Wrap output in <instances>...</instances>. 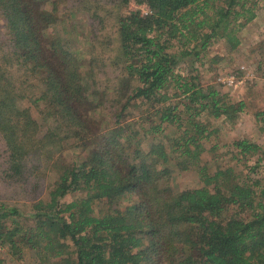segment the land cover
Instances as JSON below:
<instances>
[{"label":"trees","instance_id":"obj_1","mask_svg":"<svg viewBox=\"0 0 264 264\" xmlns=\"http://www.w3.org/2000/svg\"><path fill=\"white\" fill-rule=\"evenodd\" d=\"M36 1L0 0L7 32L0 45L3 173L25 180L43 165L49 168L65 139L88 153L58 169L44 189L46 199L37 196L31 212L0 203V249L11 256L32 249L39 264H264V188L256 189L259 180L234 166L210 171L201 158L204 140L215 132L202 114L235 123L245 102L203 85L195 68L215 41L230 51L239 46L257 0H134L149 12L118 16L122 70L109 108L115 125L100 134L78 109L88 94L81 63L56 40L45 48L41 32L54 19L36 10ZM101 92L91 101L94 107L106 103ZM25 99L42 104L41 119L52 120L44 123L42 136ZM137 104L144 106L140 119L129 120L127 111ZM167 127L175 130L164 135L168 144ZM229 147L244 166L260 151L247 139ZM263 159L261 151L254 166ZM190 169L202 185L175 189L174 172ZM73 192L80 195L62 201ZM0 264H5L1 252Z\"/></svg>","mask_w":264,"mask_h":264},{"label":"rangeland","instance_id":"obj_2","mask_svg":"<svg viewBox=\"0 0 264 264\" xmlns=\"http://www.w3.org/2000/svg\"><path fill=\"white\" fill-rule=\"evenodd\" d=\"M35 4L36 10L44 12L48 18L52 15L54 19V22H51L43 33L41 32L45 38L43 39L45 48L56 40L81 63L80 70L85 77L88 94L87 100L79 103L80 114L89 121L87 122L97 134L110 130L115 125V118L109 108H113L114 95L118 88L117 76L122 70L119 67L117 53L116 21L119 15L130 11L139 10L144 14L148 6L134 0L125 5H120L119 0H37ZM33 14L39 18L37 11L34 10ZM255 14V18L240 31V44L235 50H228L222 40H217L210 46L202 64L196 63L195 68L203 85L212 84L220 92L227 94L231 100L245 102V109L235 123L228 122L224 117L206 118V115L202 114L201 119L208 124L209 130H215L203 142L205 150L201 155L202 160L207 162L210 171L217 165L234 166L244 176L258 179L259 185L256 189L259 190L264 188V159L258 166L254 165L261 151L264 152V0H257ZM6 33L4 20L0 15V45L6 42ZM46 56L50 63L57 64L56 58L49 50ZM115 61L118 62V66ZM178 70L185 73L187 68L180 64ZM228 74L235 76V85L229 86L221 82L220 79ZM101 91L106 95L104 100L106 103L103 107H94L91 101L100 97ZM22 101L40 123L42 136L46 125L48 123L52 125V120H47L46 125L44 124L40 117L42 104L35 105L26 99ZM143 108L144 106L140 107L138 104L135 108H129L127 111L129 120L140 119L138 113ZM174 132V128L167 127L163 132V141L168 144L164 135L172 136ZM237 139H247L259 146L260 151L257 155L246 160L247 166H244L243 162H235L232 158V153L236 150L229 146ZM62 145V152L54 155L52 159V161L56 159V166H50L51 161L49 168L45 169L43 165L39 171L31 173L25 180H12L3 173L6 161L3 152L5 144L0 136V203L18 206L23 212L29 213L37 196L46 199L45 188L57 177L58 169L71 164L73 160L85 158L88 153V150L81 148L80 143L74 142L73 139H65ZM27 163L33 165V161ZM37 181L39 186H35ZM171 182L177 190L202 185L195 169L174 172ZM79 195L78 192L69 193L62 201L70 202ZM234 210L236 209L232 208L230 212L233 213ZM0 252L5 264H39L32 249L25 248L19 256L8 255L5 249H0Z\"/></svg>","mask_w":264,"mask_h":264},{"label":"built area","instance_id":"obj_3","mask_svg":"<svg viewBox=\"0 0 264 264\" xmlns=\"http://www.w3.org/2000/svg\"><path fill=\"white\" fill-rule=\"evenodd\" d=\"M147 10L144 12V14H146L147 12H149ZM220 80H221V82L226 83L229 86L235 85L234 83L236 82L235 76L232 75V74H228L226 76H223Z\"/></svg>","mask_w":264,"mask_h":264}]
</instances>
